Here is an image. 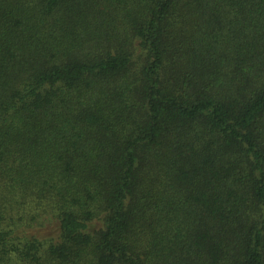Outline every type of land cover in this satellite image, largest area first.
Wrapping results in <instances>:
<instances>
[{
    "label": "trees",
    "instance_id": "obj_1",
    "mask_svg": "<svg viewBox=\"0 0 264 264\" xmlns=\"http://www.w3.org/2000/svg\"><path fill=\"white\" fill-rule=\"evenodd\" d=\"M0 264H264V0H0Z\"/></svg>",
    "mask_w": 264,
    "mask_h": 264
}]
</instances>
